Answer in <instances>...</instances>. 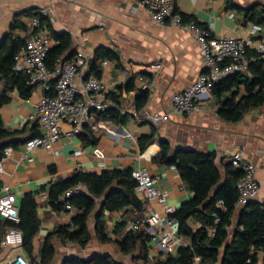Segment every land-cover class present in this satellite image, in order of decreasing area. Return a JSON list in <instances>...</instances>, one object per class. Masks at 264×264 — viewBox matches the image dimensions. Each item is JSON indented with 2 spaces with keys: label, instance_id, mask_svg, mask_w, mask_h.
<instances>
[{
  "label": "crops",
  "instance_id": "0c3cea01",
  "mask_svg": "<svg viewBox=\"0 0 264 264\" xmlns=\"http://www.w3.org/2000/svg\"><path fill=\"white\" fill-rule=\"evenodd\" d=\"M228 1L242 10L229 9ZM173 3L174 11L184 22L194 21L201 27H210L214 37H246L247 28L253 22L243 10H264V0H173ZM41 8L48 9L52 30L70 35L75 52L82 50L89 59L101 47L117 54L118 64L104 62L100 67V80L107 98L114 94L119 97L120 107L135 108L140 93L137 90L138 76L141 75L143 81L151 84L143 109L167 114L168 120L157 128L130 115L123 125L96 120L87 125L97 139L96 145H84L79 135L72 138L62 135L51 151L38 148L30 153L29 161L17 162L24 142L38 133L31 116L41 92H33L28 99L20 98L15 91L9 92V102L0 108V117L5 129L17 132L15 140L18 144L11 147L12 157L4 161L0 187L7 185L16 196L18 205L24 194L33 193L38 197L50 184L68 179L76 171L99 174L110 169L144 168L156 179L155 186L168 192V203L177 209L192 194L186 190L174 167L152 161L160 151L162 141L170 145L172 152L189 149L215 153V163L221 173L229 164L231 153L242 150L244 160L255 167L260 188L256 200H264V107L247 112L237 123H226L217 116V107L210 95L202 102L201 111L192 116L171 112L170 97L189 87L204 72L198 45L187 30L156 25L137 0H0V40L16 15ZM229 13L233 14L232 18L228 17ZM19 20L26 25L28 34L30 18L20 15ZM153 62L161 64L160 70L152 75L141 74V67ZM85 72L86 76L91 75L88 64ZM101 124L110 131L93 127ZM62 130L67 131L68 126L63 125ZM149 136L152 138L145 142ZM78 150L81 151L79 155L75 154ZM153 207L158 209L145 204L144 211ZM237 213L235 211L232 215L229 231L236 224ZM75 214L74 209L55 211L49 204L38 203L39 230L32 242L36 261L46 237L58 227L68 225ZM134 217L131 211L125 215L123 211L105 212L108 225L126 218V230ZM88 225L92 232V218ZM90 243L81 249L75 244L54 239L52 264H62L70 257L86 258L93 252L113 255L109 247L96 243L101 250L93 249ZM15 255L27 258L22 246L0 247V264ZM148 256L155 260L163 258V253L156 243L150 242ZM259 256L260 262L264 256Z\"/></svg>",
  "mask_w": 264,
  "mask_h": 264
},
{
  "label": "trees",
  "instance_id": "16d2710c",
  "mask_svg": "<svg viewBox=\"0 0 264 264\" xmlns=\"http://www.w3.org/2000/svg\"><path fill=\"white\" fill-rule=\"evenodd\" d=\"M229 9L241 11L242 8L227 2ZM253 24L264 25V10H243ZM23 15L37 17L39 29L46 30L53 45L48 50L45 64L49 70L60 62L69 59L75 50L71 37L66 32L51 29L48 18L37 11H27L16 15L7 32L0 40V108L9 102L7 94L15 91L22 99H28L34 92L27 76L12 70L14 56L24 46L29 37L26 25L19 20ZM183 20V18H182ZM184 21V20H183ZM20 33L25 35L21 36ZM246 74L230 76L213 85L211 96L217 107V116L226 123H237L252 110L264 107V61L252 52ZM104 62L119 63L116 53L106 48H98L88 61L89 73L100 79V67ZM87 77V76H86ZM105 96L112 103L100 118L114 125H123L127 114L119 111L118 96ZM149 92L141 91L135 100V108L141 111L148 99ZM79 136L84 145H96L97 139L87 126ZM17 132L5 129L0 117V153L6 147L18 144ZM37 134H34L35 136ZM32 136V137H33ZM152 138L149 136L144 141ZM143 147L140 145V150ZM215 153H203L189 149L173 151L170 145L162 141L160 151L152 161L158 165L174 167L184 187L192 196L184 201L172 214L178 222V235L189 241L187 246L178 248L175 255H163V258L150 260V235L147 232L133 233L126 230L127 220L116 221L108 225L105 212L123 215L131 211L134 216L145 210V204L135 195L136 182L131 176V168L103 170L99 174L76 171L65 180H58L47 188L48 204L55 211H62L69 204L76 211L68 225L58 227L42 243L38 262L52 264L55 255L54 239L85 248L90 241L103 247H113L120 256H133L141 264H192L193 257H200V264H258L259 255L264 256V200H253L237 212V221L231 231V218L237 198L235 183L241 176L239 169L227 164L223 173L215 163ZM81 187L79 193L62 200L69 189ZM44 189V188H43ZM216 189L215 194L212 195ZM222 200L225 210L215 207ZM38 197L26 193L19 202V223L14 225L0 219V242L10 227L17 229L22 236V248L30 264L36 262L33 256L32 242L39 230L37 216ZM92 218L93 229L88 222ZM195 227H192L194 226ZM253 247L254 254L250 253ZM249 260V262H248ZM62 264H123L108 253L93 252L86 258L70 257Z\"/></svg>",
  "mask_w": 264,
  "mask_h": 264
},
{
  "label": "built area",
  "instance_id": "2783aa9c",
  "mask_svg": "<svg viewBox=\"0 0 264 264\" xmlns=\"http://www.w3.org/2000/svg\"><path fill=\"white\" fill-rule=\"evenodd\" d=\"M138 5L145 8L150 19L158 26L183 28L195 39L204 72L186 89L170 97L171 112L181 116H192L202 109V102L210 97L212 87L230 76L247 73L250 62V53H256L264 61V28L257 24H250L248 35L239 37H214L210 27H201L194 21L184 22L174 11L173 0H137ZM39 15L48 18L47 8L38 10ZM229 18L233 17L229 13ZM30 33L24 46L14 56L12 70L28 78L29 84L35 91L41 92V97L34 105L31 119L37 124V135L27 139L23 144L18 161L30 160V153L38 148L51 151L53 145L62 135L67 138L77 136L83 127L96 120H102L100 115L112 106L103 93V84L100 79L89 75L86 77L85 68L89 57L82 51H76L69 59L58 62L52 70L45 64L48 50L53 41L46 30L39 29L37 17L29 20ZM132 70L134 66L131 65ZM161 64L153 62L141 67V74H154L159 71ZM138 91H150L151 84L138 76ZM121 114H127L136 119L146 120L154 127L167 122L168 115L150 112L136 108L120 107ZM68 126L67 131L62 130L63 125ZM108 130L102 124L93 126ZM76 151L75 154H80ZM13 150L6 147L0 153V178L4 173V161L11 158ZM96 155H100L96 151ZM232 168L239 169L241 176L235 183L237 198L234 203L236 211L247 203L256 200L259 194V184L255 176V167L244 160L243 151L234 150L230 155ZM131 176L136 182L135 195L144 204L156 206L142 214L135 216L129 223L128 230L133 233L147 232L150 242L156 243L163 255H175L178 248L187 246L188 241L178 235V222L172 217L175 208L168 203V192L155 186L156 179L144 168H135ZM81 187H74L62 195V200L79 193ZM38 203L48 204L47 192L38 196ZM215 207L225 210L224 202L217 200ZM66 211L73 207L66 204ZM0 219L14 225L19 223V205L16 196L7 185L0 187ZM229 230V228H228ZM22 245L21 233L10 227L6 230L0 247H20ZM261 252L260 250H257ZM255 249L250 248L254 254ZM249 262V260H248ZM5 264H30L22 255H15ZM34 264H40L36 261ZM192 264H200V257L194 256ZM259 264H264V257Z\"/></svg>",
  "mask_w": 264,
  "mask_h": 264
},
{
  "label": "rangeland",
  "instance_id": "374dc122",
  "mask_svg": "<svg viewBox=\"0 0 264 264\" xmlns=\"http://www.w3.org/2000/svg\"><path fill=\"white\" fill-rule=\"evenodd\" d=\"M93 244V245H92ZM94 241H92L90 243V245L92 246L93 249H98L101 250L100 247L97 246V244ZM110 251H112L113 253V257L116 261H120L123 264H141L139 260H137L135 257L133 256H126V257H122L120 256L117 252H115V249L113 247H109Z\"/></svg>",
  "mask_w": 264,
  "mask_h": 264
},
{
  "label": "water",
  "instance_id": "95a60500",
  "mask_svg": "<svg viewBox=\"0 0 264 264\" xmlns=\"http://www.w3.org/2000/svg\"><path fill=\"white\" fill-rule=\"evenodd\" d=\"M215 192H216V189L213 191L212 195L215 194Z\"/></svg>",
  "mask_w": 264,
  "mask_h": 264
}]
</instances>
